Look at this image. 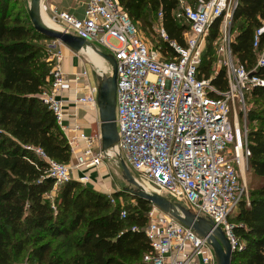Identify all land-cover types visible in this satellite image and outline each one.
I'll list each match as a JSON object with an SVG mask.
<instances>
[{
	"label": "built area",
	"instance_id": "built-area-1",
	"mask_svg": "<svg viewBox=\"0 0 264 264\" xmlns=\"http://www.w3.org/2000/svg\"><path fill=\"white\" fill-rule=\"evenodd\" d=\"M53 0H39L60 31L81 38L95 48H106L116 64L115 127L117 142L111 157L122 158L135 174V182L148 193H155L181 205L196 217L219 228L234 249L236 238L230 218L243 199L237 168L250 155L246 140L245 97L255 87L264 88V80L254 72L264 66V49L257 53L251 70L231 54V29L226 28L216 51L217 61L208 78H198L202 47L216 21H231L238 0H195L193 5L178 0L175 16L188 24L184 46L171 42L176 56L167 58L161 49L145 39L117 0H82V17L60 10ZM78 1V0H75ZM160 20L161 13L157 14ZM219 30V29H218ZM157 34L166 35L158 25ZM264 27L255 31L252 49L256 51ZM114 39L117 45L108 41ZM55 44V43H54ZM54 48L51 85L38 99L53 114L65 134L71 161L63 164L33 149L46 164V174L54 181L52 192L68 181L74 170L95 167L105 157L98 133L89 137L77 125H65L62 101L57 92L65 84L59 49ZM224 68L227 89L218 90L211 80ZM75 103L94 108L97 85L87 81L84 69L74 73ZM243 109L241 115L233 104ZM82 144V146H80ZM87 175L78 180L85 182ZM146 192V191H145ZM48 197V196H47ZM125 210L119 217L125 218ZM135 227L131 231H136ZM143 234L149 249L142 256L145 264H216L205 238L198 236L169 213L150 205Z\"/></svg>",
	"mask_w": 264,
	"mask_h": 264
},
{
	"label": "trees",
	"instance_id": "trees-1",
	"mask_svg": "<svg viewBox=\"0 0 264 264\" xmlns=\"http://www.w3.org/2000/svg\"><path fill=\"white\" fill-rule=\"evenodd\" d=\"M10 1L0 0V264H11L30 244L35 246L31 252L37 264H145L142 256L149 245L142 230L149 203L122 191L101 194L73 180L59 185L52 200L46 197L54 181L33 149L63 164L71 161V153L53 114L38 99L51 85L53 61H46V52L37 43L42 35L25 25L10 9ZM189 1V5L195 2ZM117 3L143 34L161 26L166 40L156 33L153 45L167 58L176 56L171 42L184 46L188 24L175 16L178 0ZM230 22L231 54L251 70L257 53L264 49V32L258 49H252L255 31L264 27V0H238ZM218 27L219 21L210 27L208 43L216 40ZM206 56L198 78L210 76L215 56ZM254 75L264 80V66ZM211 83L220 91L227 89L224 68ZM248 95L264 106V88L255 87ZM259 110L248 112L246 140L248 169L262 182L250 191L247 201L241 200L230 219L237 240L231 264H264V108ZM125 195L131 203L119 202ZM121 210L126 212L123 219ZM133 227L137 230L131 231ZM54 241L58 245L53 246ZM67 243L73 250L70 255L65 251Z\"/></svg>",
	"mask_w": 264,
	"mask_h": 264
},
{
	"label": "water",
	"instance_id": "water-1",
	"mask_svg": "<svg viewBox=\"0 0 264 264\" xmlns=\"http://www.w3.org/2000/svg\"><path fill=\"white\" fill-rule=\"evenodd\" d=\"M39 0H29L28 16L34 30L47 39L58 42L69 47L75 52L83 51L85 48L92 49L96 54L106 61L110 67L109 76H95L97 80V107L99 111L101 150L105 152L117 142V131L115 127V80L116 64L111 55L97 51L85 40L64 32H55L39 25L36 11ZM112 90V101L108 102L109 91ZM122 178L131 188L122 190V193L141 199L159 210L169 213L175 220L187 228H191L198 236L205 238L213 250L216 264H231L233 248L219 228H214L210 221L202 217H196L185 207L173 204L166 198L145 192L134 180L122 158H118Z\"/></svg>",
	"mask_w": 264,
	"mask_h": 264
},
{
	"label": "rangeland",
	"instance_id": "rangeland-1",
	"mask_svg": "<svg viewBox=\"0 0 264 264\" xmlns=\"http://www.w3.org/2000/svg\"><path fill=\"white\" fill-rule=\"evenodd\" d=\"M67 1H69V5H72V4L74 5V3L71 0H63V2H67ZM182 1H183L184 5L190 3L189 0H182ZM9 7H10V9H12V11L14 13H18L21 16L22 20L25 22V25L33 28L32 24L29 20V16H28L29 0H11ZM46 15H47L48 19L51 20L49 13L46 12ZM74 15L76 17L81 18L82 17V10L80 8H78L77 11L74 13ZM181 22L186 24V22H184L183 20H181ZM55 25L60 29V27L57 24H55ZM225 28H226V30H228V28H231V22L229 20L226 22H224V20H222L220 22L219 27H218V29H219L218 30V36H217L216 40H214V42L208 43L207 41H205V43L202 47V54H201V60H200L201 67L204 66L206 63V58H207L206 55H208V56L214 55L215 56V62L217 61L218 57H217L216 51L219 47V44L221 43L222 34H223ZM154 29H156L155 26H154ZM33 30H34V28H33ZM155 31L152 34L151 33L146 34V35L144 34L145 39L148 40L152 45L158 39L157 37H155V35L157 33ZM232 35H233L232 37H234V32H232ZM39 37L40 38H39L37 43L40 44L42 46L43 50L46 52L45 53L46 54V61L49 62V61H51L50 60L51 54L54 53V51H55L52 45H59V43L53 42L47 38H43L42 36H39ZM108 42L113 46L117 45V41L114 39H109ZM92 44L100 52H102L104 54H109L108 50L106 48H104L102 45H100L98 43H92ZM81 58L83 60H85L86 62H88L86 56L82 55ZM87 70H88L87 73H88V76L90 79L89 84L92 86H96V83L94 82V77H93L94 73L91 70L90 66H87ZM106 72H108L107 76H109L110 75L109 67L106 68L105 73ZM244 99H245V107H246L245 108V113H246L245 125L248 126V123H247L248 112L250 110L260 111L259 109L261 107L264 108V106L260 103V101L254 102V100L251 99V97L249 95H246V97ZM233 109H235L238 113H240L241 118H240L239 122L241 125H244L243 116H242L243 115V109H241V106L239 104H237L236 101L233 104ZM85 134L89 137H94L98 133L95 132V128L93 126V130L90 131L89 133H85ZM114 145H112L110 148L105 150V152L108 151L106 153V155L108 157L106 158L103 156V158L100 160V162L98 163L97 166L88 167L86 169L83 168L80 171L70 172L68 181L73 180V181H75V182H77L83 186L88 187L89 189H91L93 191H96V192H99V193L105 194V195H110L113 191L121 192L123 189L131 188V186L128 185L126 183V181L122 178L121 169H120L118 160L115 159L114 157H111L112 154H114V151H111L110 149H112V147ZM128 169H129L130 173L132 174V176L135 177V174L131 171V169L130 168H128ZM237 170H238L240 185L244 189L243 198L245 199V201H247V198L249 196L250 191L253 188H255L256 185L260 184L262 182V180L253 176L251 170L248 169V163L244 164V166L242 165V168L238 167ZM79 174L87 175L88 179L85 182H81V181L77 180ZM54 196H55V193L50 192V194L48 195V198H50L52 200L54 198ZM130 198L131 197H128L125 195L124 197L119 199V202L120 203L123 202L124 204L131 203ZM180 205H184V204L181 203ZM236 212L231 215L230 219L234 218V216L236 215ZM58 243L59 242L54 241L53 246L58 245ZM64 247H65V251H67L68 255L73 253V250L71 248H69L70 247L69 243L65 244ZM32 248H35V246L32 244L28 245V247L25 249V251L19 257L14 258L12 260L11 264H37L36 258L32 255V252H31Z\"/></svg>",
	"mask_w": 264,
	"mask_h": 264
},
{
	"label": "crops",
	"instance_id": "crops-1",
	"mask_svg": "<svg viewBox=\"0 0 264 264\" xmlns=\"http://www.w3.org/2000/svg\"><path fill=\"white\" fill-rule=\"evenodd\" d=\"M71 1L74 3V5H69V1L63 2V0H53L52 3L55 4L60 10H65L71 14H74L77 9L80 8L82 0ZM55 48L59 49L61 53L62 59L60 62V68L63 75L65 76V84L57 92V97L62 101V109L65 116V125L70 127L73 125H77L80 128V131L83 133H89L93 130L94 126L95 132L100 133L99 111L97 104L94 108H90L85 106H79L75 103L77 95L75 93L76 86L73 83L72 75L80 71L81 69H84L87 72V66H90L91 70L94 73V82L97 85V80L95 76H107L108 72L105 73V70L108 67V64L106 63V61H104L103 58H101L90 48H85L83 51L80 52H75L69 47H66L61 44L55 45ZM82 55L86 56L88 62L81 58ZM96 67H100V73H98L99 69L97 70ZM87 81H89L90 83L88 73ZM80 146H82V144ZM75 171L76 170H74V172ZM85 174H79L77 180Z\"/></svg>",
	"mask_w": 264,
	"mask_h": 264
},
{
	"label": "bare ground",
	"instance_id": "bare-ground-1",
	"mask_svg": "<svg viewBox=\"0 0 264 264\" xmlns=\"http://www.w3.org/2000/svg\"><path fill=\"white\" fill-rule=\"evenodd\" d=\"M36 15H37V21H38L40 26H42V27H44L46 29L53 30L55 32H59L60 31V29L53 22H51V20L48 19L47 15L44 13L42 7H38V10L36 11ZM108 67H109V65H108ZM96 68H97V70L99 69L98 73H100L101 72L100 67H96ZM109 72H111L110 67H109ZM99 76H102V75H99ZM111 101H112V90L109 91V95H108V102H111ZM110 150L111 151H115L114 148H112ZM107 152L108 151L104 152L106 158L108 157L106 155ZM242 165H243V162L240 161V167L241 168H242ZM143 190L146 191V192L149 191V189L147 187H144Z\"/></svg>",
	"mask_w": 264,
	"mask_h": 264
}]
</instances>
